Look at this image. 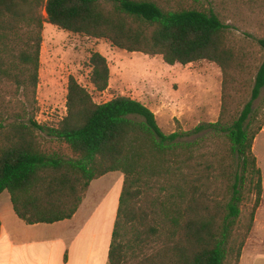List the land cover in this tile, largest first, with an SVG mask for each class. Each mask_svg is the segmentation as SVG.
I'll use <instances>...</instances> for the list:
<instances>
[{
  "label": "trees",
  "instance_id": "16d2710c",
  "mask_svg": "<svg viewBox=\"0 0 264 264\" xmlns=\"http://www.w3.org/2000/svg\"><path fill=\"white\" fill-rule=\"evenodd\" d=\"M206 1L0 0V194L9 192L21 219H71L95 179L121 172L107 264L240 263L264 191L253 150L264 126V97L254 107L264 56L249 75L248 53L230 44L231 27L215 7L230 0ZM45 22L162 55L170 65L215 63L222 72L219 119L165 133L142 101L120 94L97 103L70 75L66 116L57 125L39 122ZM258 44L264 52V37ZM90 66L95 90L108 89L106 56L92 52ZM239 85L252 88L251 98L231 115L228 92ZM191 134L198 136L185 139Z\"/></svg>",
  "mask_w": 264,
  "mask_h": 264
},
{
  "label": "rangeland",
  "instance_id": "374dc122",
  "mask_svg": "<svg viewBox=\"0 0 264 264\" xmlns=\"http://www.w3.org/2000/svg\"><path fill=\"white\" fill-rule=\"evenodd\" d=\"M202 4L207 6L209 2L202 0ZM215 7L231 27L228 33L230 44L247 51L249 75H254L264 56L258 44V40L264 37V0H230ZM43 38L37 91V119L43 124L57 125L66 116L70 75L92 93L97 103L107 102L120 94L142 101L155 112L165 133L193 131L200 123L217 121L222 113V72L213 62L202 60L192 66L170 65L162 55L129 52L105 39L71 33L50 22H45ZM94 51L105 55L110 66V84L103 92L95 90L90 80V56ZM195 82L199 87L194 86ZM228 94L231 95L230 114L240 115L251 98L252 88L239 85ZM263 97L264 88L254 107L262 103ZM259 115H264V110ZM197 136L191 134L185 139L192 140ZM53 145L57 146L56 143ZM254 153L262 170L264 187V133L259 135ZM123 179L121 172H110L91 183L82 211L69 232L70 235L80 234L86 229V237L79 238L88 244L84 260L89 254V259L94 262L97 251L102 252L98 245L103 248L108 238L111 242ZM263 213L264 192L248 249L261 241Z\"/></svg>",
  "mask_w": 264,
  "mask_h": 264
},
{
  "label": "crops",
  "instance_id": "0c3cea01",
  "mask_svg": "<svg viewBox=\"0 0 264 264\" xmlns=\"http://www.w3.org/2000/svg\"><path fill=\"white\" fill-rule=\"evenodd\" d=\"M193 64L190 63L187 66H192ZM197 84L198 82H195L194 86L199 87ZM263 133L264 126L255 139L253 150L257 148L259 135ZM83 204L84 200L77 213L71 219L55 223L28 224L16 213L9 192L4 191L1 193L0 264H107L111 243L109 238L103 248L98 245L99 250L101 249L102 252L97 251L96 260L92 262L89 259V254H86L87 258L84 260L83 255L85 251L87 252L88 244L83 240H79L81 237H86V229H83L85 226L82 227L83 230L80 234H69L73 226L72 223L76 221L82 211ZM262 205L263 199L256 213L255 224L251 234L256 228ZM261 231L262 238L258 245L248 249L247 241L239 264H264V213L262 214ZM89 247V250H91L92 244Z\"/></svg>",
  "mask_w": 264,
  "mask_h": 264
}]
</instances>
